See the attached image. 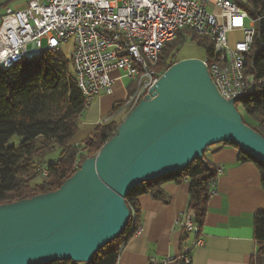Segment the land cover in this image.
Instances as JSON below:
<instances>
[{
	"label": "water",
	"instance_id": "water-1",
	"mask_svg": "<svg viewBox=\"0 0 264 264\" xmlns=\"http://www.w3.org/2000/svg\"><path fill=\"white\" fill-rule=\"evenodd\" d=\"M224 100L199 59L174 63L94 157L57 190L0 205V264L89 263L130 222L135 187L204 163L231 143L264 165V138Z\"/></svg>",
	"mask_w": 264,
	"mask_h": 264
},
{
	"label": "trees",
	"instance_id": "trees-1",
	"mask_svg": "<svg viewBox=\"0 0 264 264\" xmlns=\"http://www.w3.org/2000/svg\"><path fill=\"white\" fill-rule=\"evenodd\" d=\"M242 8L249 17L258 19L246 60V73L254 77L255 85L253 91L242 96L235 106L240 104L244 113L255 120V125L251 126L242 119L264 138V0H249ZM188 40L205 51L209 64L214 56L209 39L188 30H179L158 54L155 67L158 74L178 62L177 52ZM70 70V58L48 51L32 60L0 66V205L57 190L84 159L96 155L122 121L109 119L98 125L80 145H72L82 112L89 105H86ZM124 101L114 105L111 116L120 111ZM131 110L126 109L124 115ZM14 136L20 138L19 143L9 146L8 142ZM219 145L233 147L238 152V162L252 163L256 167L264 194V165L231 143ZM212 147L204 152V163L195 160L182 172L132 189L125 197L131 213L128 226L120 237L101 248L87 264H115L120 248L139 225V198L151 194L164 200L160 187L167 182H188L186 211L193 213L194 222L201 227L210 198L209 183L217 177V170L206 158V152ZM40 168L46 170L45 175L40 174ZM253 236L257 255L254 264H264V208L254 217ZM49 264L78 263L56 261Z\"/></svg>",
	"mask_w": 264,
	"mask_h": 264
},
{
	"label": "built area",
	"instance_id": "built-area-1",
	"mask_svg": "<svg viewBox=\"0 0 264 264\" xmlns=\"http://www.w3.org/2000/svg\"><path fill=\"white\" fill-rule=\"evenodd\" d=\"M257 21L237 8L234 0H31L24 8L7 9L0 17V64L9 57L42 54L43 40L46 46L71 42V66L91 103L102 94H112L118 79H137L139 71L130 69L124 60V51L137 55V46H129L128 37L142 39L152 60L154 47L170 30L202 29V35L215 40L225 63V70L214 71V75L223 99L229 101L235 93L251 88L241 79V67L247 66L248 45L253 43ZM233 33L241 39L230 47L227 36ZM114 72L119 76L113 77ZM148 74H153V84L136 88L142 89L137 100L149 96L158 80L155 73ZM40 171L46 173L44 168ZM220 173L217 170V177ZM217 177L209 183V197L217 193ZM178 224L193 236L191 243L183 245L175 258L153 257L150 264H192V250L203 245L201 235H195L199 225L186 210ZM141 230L139 224L134 236Z\"/></svg>",
	"mask_w": 264,
	"mask_h": 264
},
{
	"label": "crops",
	"instance_id": "crops-1",
	"mask_svg": "<svg viewBox=\"0 0 264 264\" xmlns=\"http://www.w3.org/2000/svg\"><path fill=\"white\" fill-rule=\"evenodd\" d=\"M112 76L119 74L114 72ZM131 85L125 78L118 79L112 94L100 95L82 112L72 145H80L98 125L125 112L120 110L111 116L114 105L132 92ZM206 158L221 173L217 193L208 200L201 226L203 245L192 250V264H254L253 221L264 208L259 172L252 163L238 162L237 150L227 145L212 147ZM160 190L164 200L151 194L139 198L142 230L121 248L117 264H150L153 257L175 258L183 245L191 243L193 236L184 233L178 224L187 207L188 182H167Z\"/></svg>",
	"mask_w": 264,
	"mask_h": 264
},
{
	"label": "bare ground",
	"instance_id": "bare-ground-1",
	"mask_svg": "<svg viewBox=\"0 0 264 264\" xmlns=\"http://www.w3.org/2000/svg\"><path fill=\"white\" fill-rule=\"evenodd\" d=\"M29 2H31V0ZM237 2L242 4V3H246L247 0H234V5L237 8L244 10L242 8V6H239L237 4ZM6 13H7V10L4 13V15ZM178 31L179 30H170V32L165 37V39L163 41H160L158 43V45H156L154 47V57L152 60H150L148 51L146 50V47L142 46V39H138L136 37H128V45L129 46H137V55L132 51H124V60L126 61V64L129 65L130 69H134L135 71H139V75H138L137 79L129 80L132 83L131 86H133V90L130 93V95L126 98V100L124 101L125 102L123 104L124 108L133 109L138 104L139 101L145 99V98H138V100H137V97H142V89H136V88H145L147 85L153 84V74H148V73H155V78H159L161 76L160 74H158L157 70H155L157 60H158V54L161 51L163 45L166 42L172 40ZM188 31H190V30H188ZM190 32H192L193 34L198 35V36L207 37L212 44L213 50H214L213 59H211L209 61V64H207V61H208L207 59H205L204 61H205V65H206L208 74L210 76L211 82L213 83L214 87L216 88L218 94L223 98L222 90L219 89L218 85L216 84L214 71L225 70V63L221 57V54L219 53V51L217 49V46L215 44V40L212 39L211 36L202 35V29H193V31H190ZM251 44L252 43H250L248 45V50H249V47ZM46 51L58 53V54L60 52L59 46H46V49L42 50V52L44 53ZM39 55L27 56V57L26 56L9 57L4 61L3 64H0V66H5L8 64H16L22 60H32V59L38 57ZM137 57H138V59H137ZM70 61H71V64H74V56L70 57ZM71 67H72L73 76L76 80L79 91L81 92V95L84 97L86 105H88L90 103V97L88 94H84V85L79 84L78 76H77V72L75 70V67L74 66H71ZM241 79L243 81H245V84H251V88L245 89L244 92L235 93L233 95V99H235V100H239L242 96L251 93L253 91V87L255 85L254 77L246 73V66L241 67ZM236 104L237 103H235V105ZM40 174L45 175L46 173L43 174L40 171ZM200 230H201L200 226H195V235H201Z\"/></svg>",
	"mask_w": 264,
	"mask_h": 264
},
{
	"label": "rangeland",
	"instance_id": "rangeland-1",
	"mask_svg": "<svg viewBox=\"0 0 264 264\" xmlns=\"http://www.w3.org/2000/svg\"><path fill=\"white\" fill-rule=\"evenodd\" d=\"M30 0H0V16L1 14L4 15V13L6 12L7 9H20V8H24V6L29 2ZM237 4L239 6H245L246 3H239L237 2ZM6 8V9H5ZM2 15V16H3ZM228 39H229V45L230 47L233 46V43L237 40L241 39V35L240 34H228ZM46 49V44H45V40L42 41V50ZM28 53H31L30 51V47L27 49ZM59 53H61L62 55H64L67 59H69L71 57L72 54V43H66L63 44L61 46H59ZM176 58L178 61L181 60H185V59H199V60H205V51L201 48L198 47L194 42L188 40L177 52ZM72 68V67H71ZM73 74V70H70V74ZM125 82V81H124ZM97 99V98H96ZM92 103V102H91ZM91 103H89L88 105H90ZM87 105V106H88ZM237 110L240 113L242 119L244 120V122H246L249 125H255V120L254 119H250L243 111V108L241 107V105H237ZM124 109V110H122ZM126 109L128 108H124V105L122 106V108L120 110L122 111H126ZM125 113V112H124ZM124 113H120L117 116V119H115V121H119L120 119H123V117L125 116ZM108 120H106L105 122H107ZM20 138L18 136H14L10 139V141L8 142L9 146H17L19 143ZM39 180V179H38Z\"/></svg>",
	"mask_w": 264,
	"mask_h": 264
}]
</instances>
